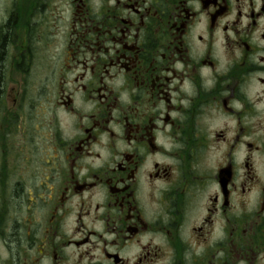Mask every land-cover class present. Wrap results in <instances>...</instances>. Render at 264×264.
I'll list each match as a JSON object with an SVG mask.
<instances>
[{
  "label": "flooded vegetation",
  "instance_id": "flooded-vegetation-1",
  "mask_svg": "<svg viewBox=\"0 0 264 264\" xmlns=\"http://www.w3.org/2000/svg\"><path fill=\"white\" fill-rule=\"evenodd\" d=\"M0 264H264V0H5Z\"/></svg>",
  "mask_w": 264,
  "mask_h": 264
},
{
  "label": "rangeland",
  "instance_id": "rangeland-1",
  "mask_svg": "<svg viewBox=\"0 0 264 264\" xmlns=\"http://www.w3.org/2000/svg\"><path fill=\"white\" fill-rule=\"evenodd\" d=\"M4 5H5V0H0V13L1 11H3Z\"/></svg>",
  "mask_w": 264,
  "mask_h": 264
}]
</instances>
